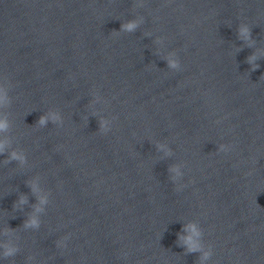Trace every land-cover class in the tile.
<instances>
[{"label":"water","instance_id":"1","mask_svg":"<svg viewBox=\"0 0 264 264\" xmlns=\"http://www.w3.org/2000/svg\"><path fill=\"white\" fill-rule=\"evenodd\" d=\"M253 52L264 57V0H0V96L12 101L0 105L11 123L0 264H264V58L253 71ZM50 113L63 123L37 125ZM13 150L27 163H5ZM32 216L38 229L24 227ZM189 236L211 245L209 260L187 251ZM6 244L19 252L5 258Z\"/></svg>","mask_w":264,"mask_h":264},{"label":"clouds","instance_id":"2","mask_svg":"<svg viewBox=\"0 0 264 264\" xmlns=\"http://www.w3.org/2000/svg\"><path fill=\"white\" fill-rule=\"evenodd\" d=\"M143 22H144L143 17H140L139 19H132V20L126 21L125 23L121 25L120 30L114 31L113 34L119 35L121 32L133 33L140 27V25ZM237 32H238V38L245 41L248 47H252L256 43V41L253 39L252 28H250L249 25L245 23H241L238 27ZM147 35H151V33H148ZM262 58L264 57L257 55L256 52H253L247 58V62L252 65L253 71L260 68V64H258L257 61ZM165 59L167 61L168 68L179 69L181 67L180 61L178 58H176L175 53H170L167 57H165ZM11 102H12L11 99L7 96L6 93L4 96H0V105H4V104L10 105ZM49 119H51L53 123H56L57 121H60L61 124L63 123L62 118L58 114L50 113V114L42 115L37 121V125H39L40 127H44L48 124ZM109 124H110V121L108 119H101L100 130L103 132H108L110 130ZM10 127H11V123L7 115H5L3 118H0V133L8 132L10 130ZM9 143H10L9 140L7 139L0 140V154L5 153V146L6 144H9ZM159 147L164 148L165 146L161 144L159 145ZM227 150H228V146L224 144H221L219 146V151H227ZM12 161H19L21 164H24V163H27V156L22 151L13 150L8 156V159L5 161V163H10ZM170 171H175L177 175H180L178 168H172L170 169ZM29 186L33 189V192L36 191L34 184L30 183ZM27 202H28L27 195L26 194L21 195L19 201L16 204H14V207H18L19 204H24ZM40 202L46 203L47 201L41 200ZM39 210L40 209L37 208V211ZM40 224H41L40 220L37 217L32 216L29 220L25 221L24 227L38 229L40 227ZM192 230H193V233L197 237H199L202 234L201 231L197 230L195 226L192 227ZM7 231H14V230L8 229ZM65 239H67V237ZM186 243L188 244V247H187L188 252L203 251L202 245H200L197 241H193L191 236L187 238ZM58 246L66 247L63 241L58 242ZM4 247H5V251L3 253V256L5 258L14 256L16 253L19 252L18 245L6 244ZM212 255H213L212 247L211 245H209L208 250L203 251L202 260H209L212 257Z\"/></svg>","mask_w":264,"mask_h":264}]
</instances>
